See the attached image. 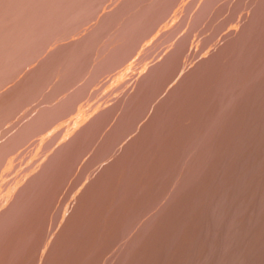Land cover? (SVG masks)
Wrapping results in <instances>:
<instances>
[{"label": "rangeland", "instance_id": "obj_1", "mask_svg": "<svg viewBox=\"0 0 264 264\" xmlns=\"http://www.w3.org/2000/svg\"><path fill=\"white\" fill-rule=\"evenodd\" d=\"M262 180L264 0H0V264H264Z\"/></svg>", "mask_w": 264, "mask_h": 264}, {"label": "bare ground", "instance_id": "obj_2", "mask_svg": "<svg viewBox=\"0 0 264 264\" xmlns=\"http://www.w3.org/2000/svg\"><path fill=\"white\" fill-rule=\"evenodd\" d=\"M22 1V0H21ZM20 3V2H19ZM23 4V3H22ZM43 4V3H42ZM19 5V4H18ZM40 7V6H39ZM37 8V7H36ZM77 8V7H76ZM20 9H22V6H21V8ZM81 7H80V11H81ZM24 10V9H23ZM41 10H42V8H41ZM75 10V9H74ZM77 10V9H76ZM83 10V9H82ZM8 11V10H7ZM13 11V10H12ZM30 11V10H29ZM38 11V10H37ZM86 11V10H85ZM33 12H34V9H33ZM32 12V13H33ZM76 12V11H75ZM9 13V12H8ZM78 13V12H77ZM2 14V13H1ZM15 14V13H14ZM21 14V13H20ZM28 14V13H27ZM31 14V13H30ZM79 14V13H78ZM16 15V14H15ZM11 16V15H10ZM14 16V15H13ZM18 16V15H17ZM32 16V15H31ZM34 16V15H33ZM2 18V17H1ZM45 18V17H44ZM12 19H13V17H12ZM35 19V18H34ZM43 19V18H42ZM11 20V19H10ZM31 20V19H30ZM44 20V19H43ZM36 21V20H35ZM44 21H46V20H44ZM2 22V21H1ZM40 21H38V23H39ZM42 22V21H41ZM30 24V23H29ZM29 24H27V25H29ZM42 24H43V22H42ZM23 25V24H22ZM47 25V24H46ZM22 27V26H21ZM12 28V27H11ZM18 28V27H17ZM23 28H25V27H23ZM30 28V27H29ZM32 28V27H31ZM36 28V27H35ZM13 29H14V27H13ZM22 29V28H21ZM34 29V28H33ZM45 29V28H44ZM30 30V29H29ZM36 30V29H35ZM46 30V29H45ZM23 31V30H22ZM41 31V30H40ZM11 32V31H10ZM34 32V31H33ZM25 33H26V31H25ZM13 34V33H12ZM9 35V34H8ZM7 35V36H8ZM20 35V34H19ZM28 35V34H27ZM30 35H32V34H30ZM6 36V37H7ZM10 36H11V34H10ZM20 37V36H19ZM33 37V36H32ZM17 39V38H16ZM22 39V38H21ZM27 39V38H26ZM19 40V39H18ZM31 40V39H30ZM16 42V41H15ZM31 42V41H30ZM30 45H31V43H30ZM9 47H11V46H9ZM50 47V46H49ZM14 49V48H13ZM21 49V48H20ZM12 51V50H11ZM14 51V50H13ZM16 52V51H15ZM8 53V52H7ZM11 53V52H10ZM5 54V53H4ZM3 54V55H4ZM18 56V55H17ZM12 57V56H11ZM10 57V58H11ZM14 57V56H13ZM3 59V58H2ZM262 181H264V180H262ZM259 184V183H258ZM261 184V183H260ZM258 186V185H257ZM248 194V193H247ZM246 197V196H245ZM247 198V197H246ZM243 199V198H242ZM263 199V198H262ZM261 200V199H260ZM261 202H262V200H261ZM263 203V202H262ZM258 205V204H257ZM264 205V204H263ZM260 206V205H259ZM258 206V207H259ZM262 207V206H261ZM260 208V207H259ZM258 262V261H257ZM264 263V262H263Z\"/></svg>", "mask_w": 264, "mask_h": 264}]
</instances>
